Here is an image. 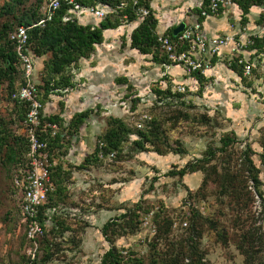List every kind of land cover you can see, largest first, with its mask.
I'll list each match as a JSON object with an SVG mask.
<instances>
[{
    "label": "rangeland",
    "instance_id": "374dc122",
    "mask_svg": "<svg viewBox=\"0 0 264 264\" xmlns=\"http://www.w3.org/2000/svg\"><path fill=\"white\" fill-rule=\"evenodd\" d=\"M38 3L39 0H0V31L6 23L13 28L17 24L14 15L33 9ZM8 5L10 11L6 9ZM124 27L116 44L103 42L92 51V60L103 70L93 72L96 86L93 102L79 103L74 99L65 107L66 104L59 103L63 102L59 97L45 111L46 118L60 115L63 121L57 123L56 130H70L67 138L73 139L80 151L77 160L67 161L65 144L56 151L54 159L62 166L61 171L56 170V178L62 179L65 185L60 204L70 210H66V222L73 229L66 236L80 238L79 245L62 243L56 260L59 264H100L102 254L109 247L101 233L102 225L139 199L153 209L142 216L136 234L116 240L118 247L130 248L145 259L150 257L156 228L152 216L157 211L160 217H169L173 222L168 239L156 244L159 251L176 250L180 240L189 236L194 237L204 264H243L244 257L236 242L250 229L255 232L253 242L257 253L264 256V98L257 91V83H264V56L255 55L250 61L253 63L251 74L242 77L228 65L234 58L243 60L242 55L235 51L222 55L216 66L218 74L207 75L208 80L200 90L199 83L184 65L177 64L172 76L166 71L172 67L169 62L165 63L166 67L153 59L154 55L164 54L160 47H153L152 53L143 57L136 49H127L129 27ZM10 31L5 29L4 38H0V53L8 48ZM208 60L211 62V57ZM106 66H113L114 72L104 70ZM3 69L0 55V70ZM66 72L75 77L77 70L70 66ZM125 74L131 75L126 77V82H115ZM10 76L0 71V136H6L8 144L14 147L15 138L25 137L27 127L22 119L23 110L11 98L22 78L17 73ZM252 77L258 79L257 83ZM44 78L48 75L43 66L36 81L43 103L48 100L43 89ZM177 85L185 87L178 103L156 93L168 87L174 91ZM64 91L53 93L64 98L68 95ZM135 98L140 100L133 107ZM88 107L91 111L84 121L71 126L73 116ZM185 112L189 113L188 117L184 116ZM111 118H119L133 132L118 153L101 155L99 152L95 159L92 156L98 138L107 130ZM46 127L44 121L42 130ZM139 130L151 134L152 143H145L143 149L133 144L139 139L136 133ZM231 132L236 141L226 152H217L208 159L209 152L221 146V135ZM246 152L257 169L260 181L257 188L251 174L243 170ZM16 162L9 158L7 147L0 144V264H20L25 244L20 192L12 184ZM188 163L195 170L184 175L167 174ZM60 198L58 195L57 199ZM193 223L197 225L194 232L190 229ZM197 232L201 234L199 238Z\"/></svg>",
    "mask_w": 264,
    "mask_h": 264
},
{
    "label": "trees",
    "instance_id": "16d2710c",
    "mask_svg": "<svg viewBox=\"0 0 264 264\" xmlns=\"http://www.w3.org/2000/svg\"><path fill=\"white\" fill-rule=\"evenodd\" d=\"M14 1L16 2L18 0ZM151 1L152 0H79L78 2L82 6L95 7L99 4H102L109 6L111 11L108 12L102 20H100L97 26H93L92 24H81L75 18L63 21L62 17L67 14L68 10V6L64 5L54 15L52 20L46 22L43 27L33 26L29 30V44L31 50L36 56H42L44 54L50 53L49 59L44 63V69L48 75V78H44L43 80V89L45 90L46 95H48L50 92L53 93L54 91H59L60 89L73 87V76L71 73H67L66 69L70 66L76 67L80 59L88 58L90 56L95 45L101 44L103 42V30L115 29L123 23L137 20L138 9L140 7L147 8L149 14L145 16L132 31L130 35V46L131 48H135L144 54L152 53L153 47H159L157 40L158 34L156 33L157 20L152 13L150 6ZM233 1L242 11L241 20L243 23L247 21L246 16L252 6H264V0ZM122 2L124 3L123 6H121ZM42 3L43 0H39V3L35 8L23 11L18 16L14 15V18L17 20V24L12 28L10 24L6 23L3 26L4 30L0 31V38H4L5 29H11L12 31L18 25L29 26L36 23L42 16L40 10ZM208 7L209 0H205L201 9H205L209 12ZM10 8V5H8L6 7L7 11H10ZM201 9H197V14L200 16L198 18L199 21L204 19V17L200 14ZM222 10L223 7H220L216 13L209 12V15L218 14ZM167 35L173 40L177 38V36H173L172 31H169ZM251 39L252 42L248 45L249 48L256 49L257 53L264 54V36H255ZM6 45H8L7 50L1 51L0 53L2 62L4 64V69L0 71H3L9 76L13 73L20 74L23 82V72L18 64V55L15 51L14 45L9 40V37L6 41ZM153 59L158 63L169 62L165 54H163L161 57L154 55ZM214 61L215 57L212 58L211 63ZM230 67L242 76L243 64L239 63V58H234L231 61ZM191 75L197 80L201 87L200 90H202L203 84L206 81V77L203 72L200 70H195L191 72ZM126 81L127 78L124 76L115 79V82L118 84H122ZM10 83H12V80H10ZM39 87L40 86L38 85V88ZM13 92L14 90L12 93ZM156 93L165 97H170V101L173 103L180 102L179 98L184 95L176 90L172 91L170 87H168L166 90H157ZM139 100L140 98H135L132 100V106L136 107ZM14 102L23 110L22 119L24 120L26 113V107L24 103H20L17 100ZM182 104H185V102H182ZM90 111L91 108H88L83 112L75 114L69 122L71 126H73L72 123H82ZM184 116L188 117L189 113L185 112ZM44 121L51 124H57L63 120L60 115L54 114L48 116L47 118L45 117V119H43V122ZM46 130H51V128L47 126ZM68 132L67 135H70V130H68ZM132 132L133 130L122 120L119 118H111L108 122L107 130L98 138L99 142L96 145L92 157L98 159L99 152H101L103 155H108L114 151L118 153L122 149L123 143L129 139V135ZM136 133L139 134V139L133 141V144L136 146V148L143 149L145 147V143H152L150 138L151 134L148 131L139 130ZM66 137L67 136L61 137L60 133H57L54 137L50 136L49 133L43 134V138L47 139L48 141V151L52 161L55 159L56 151L64 147L65 144L69 142V138ZM219 141L221 146L216 150L213 149V151H210L209 156H207L208 159L215 157L217 152H226V149L236 141V136L234 132H231L230 134H223L221 135ZM8 143V138L6 136H0V144L5 145V147H7L9 150V158L11 160L17 161L15 173L12 178L13 187L16 188L14 178L20 173V170L26 167L28 163V157L26 155L28 151L27 139L26 136L16 137L14 141V147ZM262 162L264 163V155L262 156ZM242 164L244 166L243 170H247L251 174V177L255 183V187L257 188L260 181L256 174L257 169L255 168L248 152L245 153ZM57 169L61 171L62 166L58 163H54L50 170V178L53 182L54 189L48 193L46 203L39 208L36 216L28 220V222L41 224L46 229L44 235L37 238L39 249L34 253L33 257H27L23 252L20 264H50L52 261L57 259L55 256L60 250V245L62 243H72L74 245H79L80 243V238H74L72 234L66 236V232L68 231L71 233L73 229H71L66 222L68 212L64 210L63 206L60 204L63 202V192L65 191V185L62 179L56 178ZM193 170H195L194 165L192 163H188L184 168L178 171L169 170L167 174L184 175L185 173L191 172ZM227 175H229L228 170L226 176ZM227 180L232 181V179ZM234 192L235 190L231 191V193ZM58 195H61V200L57 199ZM260 196H262V194H260ZM51 207L56 208V211L53 214L46 213V210ZM152 209L153 208L148 204H145L144 200L139 199L133 205L123 208V211L120 214L108 219L102 225L101 233L104 239L109 243V247L102 254L100 264H204L202 257L200 256L198 246L194 242V237L188 236L187 239H181L179 242V247L176 250L173 249L162 252L156 249V244H158V242L168 239L173 226V222L169 217H160V213L157 211H155L152 216V220L156 228L155 234L152 238L153 242H151L152 244L150 245L151 250L153 251L152 253H149L150 257L146 258L148 260H146L143 256L138 255L130 248H121L116 245V240L118 238L136 234L140 230L142 216L148 214ZM20 217H23L21 209ZM21 224L24 227L25 240L26 224L24 222ZM190 229L194 232V230H197V225L194 223L191 224ZM253 234H255V232L251 231L250 229L245 230L243 232V236L239 237V240L236 242L237 248L244 257L243 264H264V256L262 254H258V250L255 249ZM200 235L201 234L197 232V238H199ZM58 236L61 237L59 241L54 239Z\"/></svg>",
    "mask_w": 264,
    "mask_h": 264
},
{
    "label": "built area",
    "instance_id": "2783aa9c",
    "mask_svg": "<svg viewBox=\"0 0 264 264\" xmlns=\"http://www.w3.org/2000/svg\"><path fill=\"white\" fill-rule=\"evenodd\" d=\"M79 0H43L39 20L29 26L18 25L8 35L9 40L15 47L17 59L20 69L23 72V82L14 89L11 98L20 103H24L26 113L24 117V125L27 127V157L28 163L26 167L20 170L15 176L14 183L20 192V209L23 217L21 221L26 224L25 227V245L23 252L27 257H33L34 253L39 249L37 238L43 236L46 229L43 225L28 222L35 217L39 208L46 203L48 193L54 189L53 182L50 178V170L55 161L50 159L48 151V141L43 138V134L49 133L54 137L60 133L61 137L67 136L68 130H56L57 124L47 123L51 130H42L43 119L45 113L43 111V103L39 97L38 84L34 79L36 55L31 50L29 44V30L33 26L43 27L46 22L52 20L54 15L62 6H68L67 14L62 17L63 21L75 18L79 22V18L85 14H89L94 19L102 20L105 15L111 11L109 6L99 4L95 7L82 6ZM235 4L233 0H209V12L216 13L220 7H227ZM124 3H121L123 6ZM209 12L201 9V16H209ZM149 14L145 7L138 9V19L144 18ZM259 31L255 36H264V11L260 17ZM81 24H85L79 22ZM252 38V37H251ZM246 38L242 43L235 41L232 35L209 37L202 30V24L199 21L185 23L184 29L178 34L175 40L166 34L158 35V44L168 60L172 64L184 65L189 72L200 70L204 73L211 68L212 64L208 57L218 55L223 46L234 44L232 51L238 50L240 45L251 44L252 39ZM239 63L243 64V72L250 75L253 64L249 61L239 59ZM176 91L184 92L185 87L177 85ZM113 152H111L112 154ZM110 154V153H109ZM108 154V155H109ZM101 155H103L101 153ZM56 208L51 207L46 213L53 214ZM50 264H59L57 260Z\"/></svg>",
    "mask_w": 264,
    "mask_h": 264
},
{
    "label": "crops",
    "instance_id": "0c3cea01",
    "mask_svg": "<svg viewBox=\"0 0 264 264\" xmlns=\"http://www.w3.org/2000/svg\"><path fill=\"white\" fill-rule=\"evenodd\" d=\"M205 0H152L150 2V6L152 9V13L154 17L157 20L156 24V33L159 35L161 33L166 34L169 31H172L175 29V27L180 22H195L199 21V15L197 14V9H201L204 5ZM181 4V5H180ZM264 6H252L249 10V13L247 14V21L245 23L242 22V11L239 8L237 4H233L227 7H224L223 10L218 14H213L209 16H203L204 19L199 21L202 24V30L203 32L209 36V37H220V36H226V35H232L236 42L242 43L245 42L244 40L248 38H253L259 31V25H260V17L263 14ZM189 13V14H187ZM252 14V17H251ZM231 17V18H230ZM138 19L131 22H126L120 26H118L115 29H105L103 30V42H107V44L113 45L116 44L119 39L118 37L120 35H123V31L125 29L124 26L129 27V31L127 33V38L129 39L127 49H132L130 46V35L132 31L136 28L138 23L142 20ZM79 22L85 23V24H92L93 26H97L100 22L97 19H94L89 14H85L84 16L79 18ZM126 24V25H125ZM178 36V35H177ZM102 42V43H103ZM101 43V44H102ZM98 45V44H96ZM95 45V46H96ZM234 44H229L227 46H223L221 48V51L218 55L213 56L215 57V61L212 64L211 68L205 72L206 80H208L207 75H216L218 74L217 71V64L220 61L221 56L225 55H231L232 46ZM249 44L247 45H240L238 50H235V52L242 55L243 60L246 61H252L253 57L256 56H264L262 53H257L256 49H250ZM135 49V48H134ZM136 51H138L136 49ZM140 55L147 56L148 54H142L138 51ZM247 56V58H246ZM50 57V54L47 53L45 57H37L36 56V62H35V74L34 79L37 81L38 79V73L44 66V59ZM94 57V54L91 53V55L88 58H84L83 61L79 60V64L75 67L77 70V73L75 74V77H72L73 81V87L64 89V92H67V96L64 95V98H61L62 96H57L55 93H49L47 95L48 100L44 101L43 103V111H47L49 107H51L54 102L56 101V98H59L63 100V102H59L65 107L68 106V103H72L73 100H77L79 103H82V101H85L87 103L93 102V99L96 98L95 96V82L93 80L95 79L93 76V72L95 73H101L103 70L95 65L94 61L92 60ZM211 58V60H212ZM142 59V58H141ZM252 63V62H251ZM164 66L167 67L168 64L163 63ZM172 67L168 68L166 70L169 75H174L175 67H178L177 64H172ZM253 64V63H252ZM229 67L231 65V61L228 63ZM231 68V67H230ZM104 70H108L110 74L114 72L113 66H106ZM208 73V74H207ZM204 74V73H203ZM244 72L242 73V77ZM131 76V75H130ZM129 74H125L124 77H130ZM247 76V75H246ZM193 77V76H192ZM103 78V76H102ZM101 78V79H102ZM194 78V77H193ZM255 77H252L250 79H253ZM195 79V78H194ZM196 80V79H195ZM257 78H255L253 81L257 83ZM95 81V80H94ZM264 81V80H263ZM197 82V80H196ZM198 83V82H197ZM176 85V84H175ZM102 85L100 84L99 87ZM201 88V87H200ZM203 89V88H202ZM257 91L258 93H261V98H264V83H257ZM260 95V94H259ZM39 97L41 99V94L39 93ZM73 97V98H71ZM253 103H256L255 101ZM91 108V107H88ZM87 108V109H88ZM86 110V109H85ZM61 116H65L64 113L61 114ZM67 138V137H66ZM73 140V139H72ZM69 140L66 146V150L64 153V159L65 160H77L80 154V151L75 146V142L73 140ZM56 163V162H55ZM70 185V184H69ZM64 210H69L67 207L63 206ZM70 211V210H69ZM74 211V210H72Z\"/></svg>",
    "mask_w": 264,
    "mask_h": 264
},
{
    "label": "water",
    "instance_id": "95a60500",
    "mask_svg": "<svg viewBox=\"0 0 264 264\" xmlns=\"http://www.w3.org/2000/svg\"><path fill=\"white\" fill-rule=\"evenodd\" d=\"M185 27V22H180L173 30V36H177Z\"/></svg>",
    "mask_w": 264,
    "mask_h": 264
}]
</instances>
